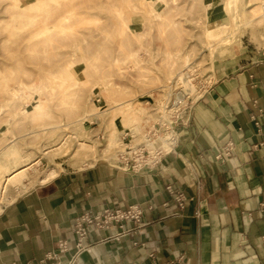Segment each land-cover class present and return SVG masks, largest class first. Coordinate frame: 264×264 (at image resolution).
<instances>
[{"label": "crops", "instance_id": "obj_1", "mask_svg": "<svg viewBox=\"0 0 264 264\" xmlns=\"http://www.w3.org/2000/svg\"><path fill=\"white\" fill-rule=\"evenodd\" d=\"M208 32L214 76L176 126V144L141 170L100 159L61 164L43 184L18 173L0 208V264H264V122L252 118L254 101L264 109V53L244 59L225 42L227 29ZM99 126L89 130L97 140ZM230 144L237 149L228 170L195 159ZM168 188L185 198V211ZM134 206L142 208L140 223L93 225L78 247V217Z\"/></svg>", "mask_w": 264, "mask_h": 264}, {"label": "rangeland", "instance_id": "obj_2", "mask_svg": "<svg viewBox=\"0 0 264 264\" xmlns=\"http://www.w3.org/2000/svg\"><path fill=\"white\" fill-rule=\"evenodd\" d=\"M36 1L0 0V153L15 139L24 158H40L41 163L29 170L31 173L43 172L50 164L57 170L62 168L61 164L72 168L85 166L72 159L76 145L89 142L103 149L107 141V134L99 128L103 139H94L89 133L91 126L102 124L99 114L93 112L112 114L119 101H138L158 88L166 94L173 91L175 76L170 75L169 67L178 54H188L196 90L191 99L179 103V118L159 119L162 109L156 107L161 104L159 100H150L156 108L152 109L156 123L153 127L152 122L147 125L146 134L154 138L167 129L175 132L180 120L186 119L211 86L214 76L209 55L211 43L209 36L204 35L205 29H227L225 42L232 50H241L244 59L258 50L264 53V26L255 27L264 0H213V6L209 5L210 0H60L61 8L34 22L16 15ZM207 12L209 21L205 18ZM211 17L221 18L210 20ZM172 21L180 22L183 30L170 25ZM125 22L133 31L121 28ZM142 47L143 56L146 49L155 53L150 63L160 81L149 75L140 76L145 72L146 60L134 56ZM115 59L125 70H117ZM67 69L82 72L84 83L78 81L77 85ZM93 93L99 98H93ZM37 103L42 105L41 115L33 113ZM173 104L169 101L167 106L172 108ZM136 119L117 118L116 126L122 136L125 134L120 143L130 140L137 147L143 144L135 135L143 134L146 128L139 132L135 129L146 124ZM161 120L168 126L161 124ZM65 141L68 145L54 154L52 163L48 157L42 158L44 150L60 147ZM124 150L117 145L110 157L98 155V160H114L111 163L117 165L121 156H127ZM152 151L164 154L159 149ZM3 175L0 169V179Z\"/></svg>", "mask_w": 264, "mask_h": 264}, {"label": "bare ground", "instance_id": "obj_3", "mask_svg": "<svg viewBox=\"0 0 264 264\" xmlns=\"http://www.w3.org/2000/svg\"><path fill=\"white\" fill-rule=\"evenodd\" d=\"M215 2L213 0L209 1V5L213 6ZM63 6V3L60 0H37L34 3L29 4L28 6H24L22 9V12L17 13L16 15L19 18L24 19H30L33 22L38 19L41 15H49L53 11L58 10ZM123 10V9H122ZM260 18L256 21V29L257 26H264V6L261 7L260 10ZM210 12H207L205 14V18L207 21H209ZM132 21V20H130ZM129 21V22H130ZM167 23V22H166ZM170 25L173 24L174 28L177 29L181 28L180 22L172 21L169 23ZM123 30L127 31H133V28L125 22L122 27ZM254 29V31L256 30ZM48 30V29H47ZM183 30V27H182ZM42 33H47V31H43ZM255 33V32H254ZM204 35L206 37L209 36L208 29L204 30ZM254 38H257L255 34H253ZM260 38V37H259ZM264 38V35L261 37V39ZM258 41H260L258 39ZM143 52V47L136 53L134 57L140 58L143 61L146 60V65L144 67L145 72H141L140 76L144 77L146 75L152 76V78H155L156 80L160 81V75L153 69L152 63H150V60L152 58H155V53H153L151 50L146 49L144 52V56L141 53ZM152 53V54H149ZM170 57H173V51H170ZM180 60H183V62H179ZM114 66L117 67V70L119 72H122L125 70L123 65L120 63L119 59H115ZM190 55L182 56L178 54L176 56V59L173 60L172 64L170 65L169 73L170 75H174V85H171V88L173 91H169L167 94L160 91L161 88H158L154 91H149L147 95H144V99L141 100H123L119 101L115 109L111 112L112 114H103L101 112H98L95 110L93 112L94 114H99L98 116L101 117L102 124L98 127L99 129L105 131L107 134V141L106 145L103 149H99L98 146H96L93 143L89 142H81L76 145V150H74V154H72V159L74 162H76L78 165L85 164L86 162L94 163L99 159L98 155L101 158L110 157V153L112 150L116 148L117 145H120L122 149L125 148L124 152L129 154H134L138 152L140 147L134 146L131 142V147L133 149L132 152L126 151L127 144L120 143L121 136L118 134L117 126H116V120L118 117H121L123 121L127 120L130 116L137 118V121H140V123H145L143 126H139L135 129L136 132L142 131L144 128L145 132L140 135H135L136 138L139 141H142L143 144L145 143V146L152 148V149H159L162 152H168L172 146H174L177 142V135L175 132H171L170 130H166L162 134H157L154 136V138L149 137V134H146L147 132V125L152 122L151 126L153 127V124L156 123L155 113L152 111V109H162V107L165 105L166 101H171V99L175 98L178 100V102L183 103L191 99V94L196 90V87L194 85V79H191L190 76ZM71 69V67H70ZM68 75L74 80L77 81V85H79L78 81L80 83H84V79H82V72H76L75 70H68ZM73 86V85H72ZM146 96V98H145ZM143 97V96H142ZM93 98L97 99L99 98V95L96 93H93ZM91 99V98H90ZM159 100L158 104L160 105L155 108L154 104H151L152 102ZM97 102V100H95ZM101 102V101H98ZM42 105L41 103H37L33 107V113H36L37 115H41L43 112L40 111ZM93 115V114H92ZM91 115V116H92ZM161 124L168 126L166 122H161ZM84 132L85 131L84 128ZM135 132V133H136ZM90 133V132H89ZM94 132H92L93 134ZM157 137V138H155ZM16 140H11L10 144L7 145L4 150L0 153V169L4 171V175L0 179V208L2 203L7 202L9 200V190H10V183L13 181L14 177L18 173H29L30 172V179L31 183L40 182V183H47L51 179H53L57 175V168L56 166L50 164L43 172H38L37 170H31L34 166H37L41 161H39L40 158H35L34 160H31L32 157H26L21 155L19 147ZM68 145V141H65V144L61 145L60 147H57L55 149H46L44 150L43 157H48L49 163H52L54 160L53 156L54 154H59L63 151V148H65ZM158 145V148H157ZM99 153V154H98ZM114 156V155H113ZM112 156V157H113ZM6 198V200H5ZM5 200V201H3Z\"/></svg>", "mask_w": 264, "mask_h": 264}, {"label": "built area", "instance_id": "obj_4", "mask_svg": "<svg viewBox=\"0 0 264 264\" xmlns=\"http://www.w3.org/2000/svg\"><path fill=\"white\" fill-rule=\"evenodd\" d=\"M171 101L174 102L172 108H169L167 105L169 101H166L165 105L162 107V112L160 113V118L164 117H173L179 118V103L177 99L173 98ZM184 103V102H183ZM253 108L257 111L254 113L252 118L256 121V123L261 126L262 122H264V109L260 108L257 101H254L252 104ZM177 107V109H173ZM183 119L180 120V122ZM162 121V120H161ZM264 136V133H260ZM258 144H262L260 140L257 141ZM264 143V142H263ZM257 144H253V146ZM140 147L138 152L134 154L126 153L127 156H121L122 162L129 169L141 170L144 168H150L157 164L158 160L161 158L162 154L159 152H154L152 148L145 146V143L138 146ZM173 147V146H172ZM152 149V150H151ZM236 147L234 144H230L224 149H221L213 156H210L205 151H199L195 154V159L199 164H203V162L207 159H211V161L215 164H220L221 168L228 170L230 165V160L234 157L236 153ZM126 151L132 152L133 149L131 147L130 140L127 143ZM131 155V156H130ZM160 156V157H159ZM120 158V157H119ZM204 171H206V167H204ZM168 192L174 197L175 202L178 204V207L181 211H185L186 209V200L182 195H177L174 189L168 188ZM142 217V208L140 206L131 207L128 211H116L111 213L106 211L101 216H96L92 214H84L78 217L74 224V234L78 238V247H82L84 245V241L88 235V230L91 226L96 225L100 228L108 227L111 222H120V221H136L141 222ZM62 247L66 249V244H62Z\"/></svg>", "mask_w": 264, "mask_h": 264}]
</instances>
